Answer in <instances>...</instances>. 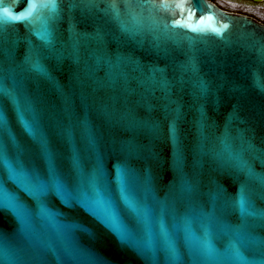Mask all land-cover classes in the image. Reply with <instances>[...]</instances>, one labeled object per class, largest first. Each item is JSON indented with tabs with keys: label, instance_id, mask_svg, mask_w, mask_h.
<instances>
[{
	"label": "water",
	"instance_id": "water-1",
	"mask_svg": "<svg viewBox=\"0 0 264 264\" xmlns=\"http://www.w3.org/2000/svg\"><path fill=\"white\" fill-rule=\"evenodd\" d=\"M57 3L0 0V17L23 14L0 32V86L16 99L0 98V144L49 185L33 197L0 165V203L16 197L28 222L0 210V264H264V22L209 0H116L119 18ZM78 196L102 200L139 248ZM237 233L252 242L243 261Z\"/></svg>",
	"mask_w": 264,
	"mask_h": 264
},
{
	"label": "snow or ice",
	"instance_id": "snow-or-ice-1",
	"mask_svg": "<svg viewBox=\"0 0 264 264\" xmlns=\"http://www.w3.org/2000/svg\"><path fill=\"white\" fill-rule=\"evenodd\" d=\"M27 2L29 8L34 6L33 0H27ZM89 2L92 4V6L95 7H98L100 3H103L105 5L106 10H110L115 18H119L120 11L117 6L116 0H89ZM125 3L126 6H128L129 0H125ZM41 6L45 8L56 9L58 7V3L57 0H42ZM72 6L74 7L75 4H73ZM155 6V4L150 3V0H143V3L139 4V7H141L142 9L146 7L150 8ZM160 6L166 7V5H164L163 3V0H161ZM22 15L23 14H21L20 16L8 17L7 10H5L4 15L0 17V32H3L5 29L6 20L12 19L14 21H20ZM51 18L52 17L49 16L46 18V20ZM132 19L134 22L137 20L135 14H132ZM172 26H181L180 21H174ZM122 28L125 31H129V29L124 25H122ZM33 69L36 71H42L38 62H33ZM3 97H8L12 100L13 103L16 102L15 97H13L11 93L7 91V89L0 86V98ZM29 132L34 135L31 129H29ZM41 149L42 151H47L46 144H44L43 141H41ZM229 157L230 159L235 160L239 167H245L243 162L240 161L238 157L231 155V153H229ZM0 165H2L3 168L6 170L7 176L11 175L13 178H16L19 182V186L23 189V191L27 192L29 195L33 197H39L47 193L49 185L42 183L37 177L25 172L23 169V163L21 161H17L15 167L11 163H9L7 157L4 155L3 144H0ZM51 187L55 191L56 195L59 196L62 200H64L66 204L69 202L66 193L62 190V188L57 182L53 181ZM75 199L76 202L80 205V207H82L86 212L95 217L96 220H98L100 224L104 225L105 228L109 229L112 233H114L122 244L128 245L130 247L139 248V245L133 239L132 235L119 223L114 211H112L102 200H100L99 198H88L82 196H78ZM237 204L242 215H250V213H248L247 211L246 201L243 196H241ZM17 206L23 209L19 200L15 197L12 202L0 203V210H3L5 214L12 213L16 217L17 221L20 223L21 230L27 232L28 222L26 213L23 216L17 214L15 211V208ZM251 243L252 242L247 240L243 234L237 233L235 236V241L230 242L229 244V250L231 251L235 259L243 261V256L241 255L240 248L237 245L243 246ZM198 247L200 251L207 255H211L213 252V249L207 241L202 242ZM261 250L264 251V245L261 246ZM172 258L173 260H175V255H173ZM245 264H247V262H245Z\"/></svg>",
	"mask_w": 264,
	"mask_h": 264
},
{
	"label": "flooded vegetation",
	"instance_id": "flooded-vegetation-1",
	"mask_svg": "<svg viewBox=\"0 0 264 264\" xmlns=\"http://www.w3.org/2000/svg\"><path fill=\"white\" fill-rule=\"evenodd\" d=\"M209 1L214 3L215 5H217L218 7L222 8L224 10L249 15V16L256 18L257 20H259L261 22H264V19H261L259 15L257 16L255 14L251 13V12L257 13L253 10L256 7L257 11H259V14L264 16V6H263L264 2L258 4V3H253L249 0H209ZM221 2H223V3H221ZM224 2H226L230 5H228ZM225 6L228 8H225ZM234 7H236V8H234ZM247 7H249V8H247ZM250 8H252V9H250ZM247 9L250 10V12H247Z\"/></svg>",
	"mask_w": 264,
	"mask_h": 264
},
{
	"label": "rangeland",
	"instance_id": "rangeland-1",
	"mask_svg": "<svg viewBox=\"0 0 264 264\" xmlns=\"http://www.w3.org/2000/svg\"><path fill=\"white\" fill-rule=\"evenodd\" d=\"M221 3H223V2H221ZM222 5H223V4H222ZM263 6H264V5H263ZM231 7H232V6H231ZM225 8H228V7L225 6ZM234 8H236V7H234ZM247 8H249V7H247ZM243 9H244V8H243ZM245 9H246V8H245ZM250 9H252V8H250ZM253 10H254L255 12H257V15H259L261 19H264V16H262V15L259 14V11H257L256 7H255Z\"/></svg>",
	"mask_w": 264,
	"mask_h": 264
},
{
	"label": "bare ground",
	"instance_id": "bare-ground-1",
	"mask_svg": "<svg viewBox=\"0 0 264 264\" xmlns=\"http://www.w3.org/2000/svg\"><path fill=\"white\" fill-rule=\"evenodd\" d=\"M247 12H250V10H248V9H247ZM251 13H253V14L257 15V13H254V12H251ZM257 16H258V15H257Z\"/></svg>",
	"mask_w": 264,
	"mask_h": 264
},
{
	"label": "built area",
	"instance_id": "built-area-1",
	"mask_svg": "<svg viewBox=\"0 0 264 264\" xmlns=\"http://www.w3.org/2000/svg\"><path fill=\"white\" fill-rule=\"evenodd\" d=\"M224 3H226V2H224ZM226 4H228V3H226ZM228 5H230V4H228Z\"/></svg>",
	"mask_w": 264,
	"mask_h": 264
}]
</instances>
